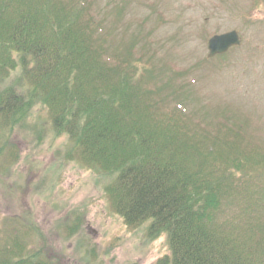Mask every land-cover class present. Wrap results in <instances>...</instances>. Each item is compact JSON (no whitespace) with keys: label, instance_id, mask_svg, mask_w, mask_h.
Masks as SVG:
<instances>
[{"label":"trees","instance_id":"obj_1","mask_svg":"<svg viewBox=\"0 0 264 264\" xmlns=\"http://www.w3.org/2000/svg\"><path fill=\"white\" fill-rule=\"evenodd\" d=\"M107 44L86 1L0 0V122L44 107L83 165L110 180L105 194L123 223L166 237L169 255L155 264H264V167L247 168L236 139L223 153L221 141L208 145L181 124L177 104L159 115L158 90ZM2 255L0 264L15 262Z\"/></svg>","mask_w":264,"mask_h":264},{"label":"rangeland","instance_id":"obj_2","mask_svg":"<svg viewBox=\"0 0 264 264\" xmlns=\"http://www.w3.org/2000/svg\"><path fill=\"white\" fill-rule=\"evenodd\" d=\"M83 1L111 59L128 57L144 88L158 90L159 115L177 104L181 124L208 134V145L221 141L223 153L236 139L252 158L247 168L264 167V0ZM231 31L240 47L208 59V40ZM81 159L42 106L0 122V252L29 264H155L169 255L164 235L150 240L146 223H123L105 194L110 180Z\"/></svg>","mask_w":264,"mask_h":264},{"label":"water","instance_id":"obj_3","mask_svg":"<svg viewBox=\"0 0 264 264\" xmlns=\"http://www.w3.org/2000/svg\"><path fill=\"white\" fill-rule=\"evenodd\" d=\"M241 41L236 32L214 36L207 43L209 51L207 58L211 59L217 55L226 53L230 48L240 46Z\"/></svg>","mask_w":264,"mask_h":264}]
</instances>
